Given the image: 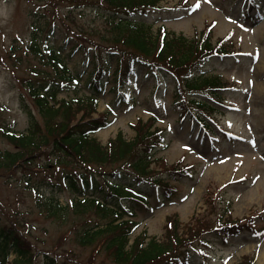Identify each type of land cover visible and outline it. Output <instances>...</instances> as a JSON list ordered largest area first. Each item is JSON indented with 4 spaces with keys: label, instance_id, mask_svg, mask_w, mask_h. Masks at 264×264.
I'll return each instance as SVG.
<instances>
[{
    "label": "rangeland",
    "instance_id": "374dc122",
    "mask_svg": "<svg viewBox=\"0 0 264 264\" xmlns=\"http://www.w3.org/2000/svg\"><path fill=\"white\" fill-rule=\"evenodd\" d=\"M255 1L253 6L248 0H162L157 9L142 18L153 24V29L163 26L171 33H183L189 38L198 36L200 42L210 35L209 48L227 49L228 56L207 54L208 57L202 58L203 49L193 57L195 65L205 62L203 73L222 75L228 86L217 92L220 104L209 94L217 87L189 91V98L206 95L215 107L210 117L197 111L206 116L215 136L209 135L201 123L191 122V116L180 118L174 102V83L184 84L183 77L195 70L194 66L181 71L176 80L178 76L158 79L152 66L148 72L138 67L126 88V99L119 102L118 94L109 90L111 84L107 85L94 114L97 117L106 110L112 113L111 124L94 134L102 143L120 131L127 139H133L136 133L132 126L138 119L146 122L155 118L163 138L154 152L152 175H163L161 161L167 162V167L178 163V169L188 173L176 182L171 181L177 186L174 196L159 203L157 200L150 212H139L140 227L136 234L146 229L150 235L162 238L171 223L179 229L178 234L194 225L212 226L208 229L217 223L229 225L240 221L244 225L245 221H241L244 218L257 223L253 229L233 231L227 241L216 232L206 233L202 252L192 253L191 259L184 258L180 264H239L242 259L251 258L255 264H264V0ZM85 5L79 8L72 0H0V127L19 132L28 127L23 102L34 109L28 81L35 85L42 80V73L51 68L28 51L27 44L33 36L41 43L49 39L45 23L54 27L51 43L64 38L74 41L77 37L84 38L89 45L102 43L101 37H106L110 24L99 8L106 7ZM66 53L63 50L62 56ZM82 59L75 50L69 58V69L82 71ZM113 68L114 63L110 64L111 71ZM85 77L82 76L77 87L82 86ZM71 86L74 85L68 84L57 98L75 95ZM139 125V129H146L148 124ZM11 147L0 129V148ZM120 165L99 169L110 170ZM43 177L41 171L30 177L29 172L0 169V229L15 226L32 242L38 254L37 264H41L44 252L69 264H115L111 255L98 249V242L89 246L78 243L76 233L85 227L78 223L74 229V216L69 214L66 219L45 212L43 199L58 197L65 204L71 200V194L63 189L62 183L59 186L55 182L59 180L52 179L49 183ZM36 187L42 193L38 198L33 191ZM14 257L11 252L9 260Z\"/></svg>",
    "mask_w": 264,
    "mask_h": 264
},
{
    "label": "trees",
    "instance_id": "16d2710c",
    "mask_svg": "<svg viewBox=\"0 0 264 264\" xmlns=\"http://www.w3.org/2000/svg\"><path fill=\"white\" fill-rule=\"evenodd\" d=\"M72 1L78 3L79 8L86 6L85 4L98 7L105 5L106 7L102 8V11L106 15V22L110 24V29L106 30V37H101L102 43L96 44V51L103 48L107 53L92 57L94 61L97 58L103 59L101 64L103 68L109 66L112 61L111 56L118 60V52L113 50L115 47H118L119 51L125 55L141 56L146 61L153 59V63L158 66V72L161 74L168 73L165 70L172 71L166 66L179 71L189 63L196 64L193 57L199 50L205 49L202 55L212 51L209 48L211 43L208 35V38L204 37L200 42V37L189 39L184 35L168 33L163 29L153 33L143 22L132 19V16L142 12L143 9L156 6L160 0ZM45 25L48 26L47 44L44 45L33 36L28 43L27 50H30L51 69L49 72L42 73V80L37 85H31V94L37 113L29 111L30 125L27 131L20 134L11 131L4 132L13 148L0 150V169L8 168L21 170L22 173L29 172L30 177L39 171L46 172V179L60 177L73 192V201L68 205H61L56 199H47L43 202L44 210L49 215H59L66 219H69L68 215L71 214L74 216V229L78 227V223L80 226H86V222L83 220L85 217H88L89 220L95 219V228L76 230L78 243L86 246L98 242V249L106 251L109 256L111 255L110 257L116 264H158L167 260L163 256L176 254L181 242H185L190 248L192 239L197 237L196 232L189 237L190 241H188L187 238H180L179 229L174 225L163 241L150 238L144 244L140 237V240L137 239L131 245V249L126 250L131 230L134 228L133 225L128 226L130 223L127 222L116 224V219L110 214L111 210L105 204H100L96 196L92 198L88 194L91 190L100 191L103 193V198L111 200L117 209L122 207L121 204L125 203L116 199L131 198V190L135 188L136 183L151 174L152 161L150 158L152 155L148 153L151 147L158 144L161 130L157 128L151 131V127L139 129L140 125L138 124V135L132 141L126 140L123 134L119 133L106 145L101 144L97 138L91 137L89 135L91 132L109 124V113L107 112L100 115L99 118L93 117L97 104L93 94L96 95L100 91L101 78H97L98 70L90 72L87 79V87L91 91L90 96L58 101L56 95L64 90L65 86L73 83L74 77L67 67L66 59L59 53V49L53 43H48L52 38L54 27L48 23ZM81 40L86 41L84 38L79 39L78 37L74 41L64 38L58 45L63 48L68 44L70 51H74L75 48L83 49L84 46L79 42ZM83 50L85 51V49ZM103 55H105L104 58H101ZM122 60L123 57L120 56L119 61ZM145 65L143 64V67H146ZM119 71L120 64L118 65L117 62L113 71V79L117 81L121 79L123 83L125 80L127 82L128 73L122 71L118 75ZM188 82L184 87L179 85L177 93H182L183 89L200 86L199 78L188 80ZM204 82L216 85L218 79L213 78V80ZM135 158L137 160L134 161ZM117 163H121V168L98 171L100 167L112 166ZM175 166L168 168L167 162L161 161L163 170L170 169L172 171L175 170ZM123 173H129L130 183H119L118 180ZM85 175L93 176L99 182L101 179L103 184L97 181L91 184ZM151 179L154 182L152 176ZM36 193L38 194V191ZM78 196H82L83 199H79ZM173 219L178 221L175 217ZM73 228L71 229L74 230ZM191 231L194 229L191 228ZM11 248H15L18 256L21 257V262L13 261L12 264H31L30 261L36 258L32 252L33 246L15 226L3 227L0 229V250L2 252L0 264L7 263L8 251ZM52 258L47 257L46 264H56ZM245 264H252V262Z\"/></svg>",
    "mask_w": 264,
    "mask_h": 264
}]
</instances>
